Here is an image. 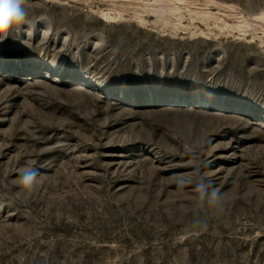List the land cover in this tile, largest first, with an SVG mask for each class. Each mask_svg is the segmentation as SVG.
Returning a JSON list of instances; mask_svg holds the SVG:
<instances>
[{"label": "rangeland", "instance_id": "1", "mask_svg": "<svg viewBox=\"0 0 264 264\" xmlns=\"http://www.w3.org/2000/svg\"><path fill=\"white\" fill-rule=\"evenodd\" d=\"M26 8L0 37V264H264V0Z\"/></svg>", "mask_w": 264, "mask_h": 264}, {"label": "clouds", "instance_id": "2", "mask_svg": "<svg viewBox=\"0 0 264 264\" xmlns=\"http://www.w3.org/2000/svg\"><path fill=\"white\" fill-rule=\"evenodd\" d=\"M27 0H0V37H6L10 30L26 22ZM40 172L34 167L21 171L18 183L21 191L18 196L27 197L37 187Z\"/></svg>", "mask_w": 264, "mask_h": 264}]
</instances>
